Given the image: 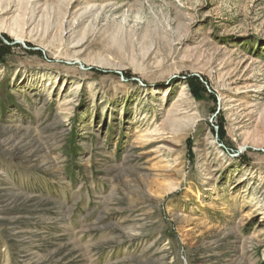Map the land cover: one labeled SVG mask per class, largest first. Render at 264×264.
Returning <instances> with one entry per match:
<instances>
[{"label": "rangeland", "instance_id": "rangeland-1", "mask_svg": "<svg viewBox=\"0 0 264 264\" xmlns=\"http://www.w3.org/2000/svg\"><path fill=\"white\" fill-rule=\"evenodd\" d=\"M3 49L0 264H264V0H0Z\"/></svg>", "mask_w": 264, "mask_h": 264}, {"label": "trees", "instance_id": "trees-1", "mask_svg": "<svg viewBox=\"0 0 264 264\" xmlns=\"http://www.w3.org/2000/svg\"><path fill=\"white\" fill-rule=\"evenodd\" d=\"M1 49H2V48H1ZM3 51H4L5 53H4ZM3 51L0 52V58H1L4 54H6V50L3 49Z\"/></svg>", "mask_w": 264, "mask_h": 264}, {"label": "water", "instance_id": "water-1", "mask_svg": "<svg viewBox=\"0 0 264 264\" xmlns=\"http://www.w3.org/2000/svg\"><path fill=\"white\" fill-rule=\"evenodd\" d=\"M6 42H7V41H6ZM16 42H22V41L17 39V40L14 41V43H16Z\"/></svg>", "mask_w": 264, "mask_h": 264}, {"label": "bare ground", "instance_id": "bare-ground-1", "mask_svg": "<svg viewBox=\"0 0 264 264\" xmlns=\"http://www.w3.org/2000/svg\"><path fill=\"white\" fill-rule=\"evenodd\" d=\"M183 100V99H182Z\"/></svg>", "mask_w": 264, "mask_h": 264}]
</instances>
